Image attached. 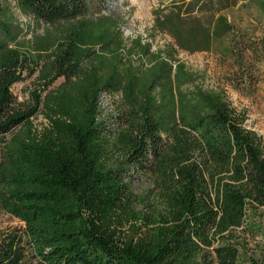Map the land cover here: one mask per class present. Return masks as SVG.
Returning a JSON list of instances; mask_svg holds the SVG:
<instances>
[{"label": "trees", "instance_id": "obj_1", "mask_svg": "<svg viewBox=\"0 0 264 264\" xmlns=\"http://www.w3.org/2000/svg\"><path fill=\"white\" fill-rule=\"evenodd\" d=\"M236 1L183 0L166 12L155 9L154 27L177 49L208 51L213 41L231 38L224 12ZM253 1L264 17V0ZM17 3L36 21L71 27L45 45L41 69L45 88L63 82L43 99L32 93V106L23 108L11 86L30 59L9 46L16 36L0 19V209L23 223L0 239V264H24L28 257L41 264H240L245 254L237 230L259 236L262 246L250 263L264 264V214L258 213L264 138L245 127L244 112L218 91L174 89L172 71L188 72L168 51L150 54L149 44L140 48L156 69L146 84L135 82L127 66L118 73L83 65L78 32L93 38L116 32L105 18L81 20L87 0ZM261 24L264 29V19ZM230 41L233 56L243 59L252 50ZM261 44L256 53L264 55V37ZM121 83L117 128L108 132L99 97ZM40 106L60 117L55 129L40 140L4 139ZM136 175L152 185L142 199L131 187ZM110 219L135 223L133 235L120 239Z\"/></svg>", "mask_w": 264, "mask_h": 264}, {"label": "rangeland", "instance_id": "obj_2", "mask_svg": "<svg viewBox=\"0 0 264 264\" xmlns=\"http://www.w3.org/2000/svg\"><path fill=\"white\" fill-rule=\"evenodd\" d=\"M87 1L89 9L81 20L95 24L105 18L116 26V32L109 38H93L86 36L84 32H78V51L79 54H83V65L93 62L105 71H111L116 67L118 73L123 72L127 66L129 68L127 73L135 82L146 84L153 77L156 67L151 56L143 54L140 47L149 44L150 54L168 51L188 72L187 75L182 71H172L174 89H202L222 93L232 106L244 112L245 127L264 138V55L261 52L256 53L255 49L262 45L264 29L261 22L264 17L253 0H238L234 7L224 12L234 27L231 38L213 41L208 51L191 53L177 49L168 34L156 29L152 14L158 8L166 12L173 4H180L183 0ZM0 19L16 36L14 41L9 42V46L26 54L30 59L29 68L36 67L38 63L33 71L25 69L23 79L11 86L16 103L28 108L33 104L32 93L38 92L43 99L48 92L63 82L62 78H58L45 88L41 69L46 61L45 45L57 38L67 26H71L68 23L48 25L36 21L22 11L17 0H0ZM116 35H119V40ZM230 39H234L240 46H250L252 50L246 51L243 59L238 55L233 56L229 48ZM171 46L173 48H170ZM120 86L118 91L109 95L101 94L99 97L100 121L104 122L103 126L108 132H113L117 128L115 117L121 108L123 83ZM59 122V116L52 115L47 108L40 106L38 113L31 117L25 126H18L5 135L4 139L9 140L16 134L21 140H40L47 130L55 129ZM2 152L3 142L0 139V159L3 156ZM131 187L138 199H142L148 195L152 185L144 177L136 175L131 181ZM154 195L155 191H151L150 201L154 200ZM135 209H140V206H136ZM259 212L264 214L262 209ZM110 223L120 239H127L133 235L135 223L125 219L119 221L110 219ZM22 228V222L0 209V239L11 232H20ZM235 234L236 243H239L238 246L242 247V253L245 254L241 255L240 264H251L250 259L256 257L262 246L259 236L253 237L240 233L239 230ZM24 264L41 263L28 257Z\"/></svg>", "mask_w": 264, "mask_h": 264}]
</instances>
